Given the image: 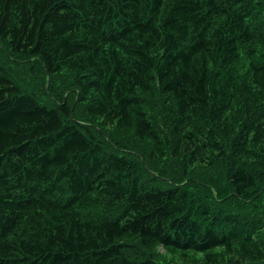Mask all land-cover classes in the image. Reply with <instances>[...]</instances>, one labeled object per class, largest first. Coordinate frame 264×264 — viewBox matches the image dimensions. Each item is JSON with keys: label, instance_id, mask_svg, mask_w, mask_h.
Listing matches in <instances>:
<instances>
[{"label": "trees", "instance_id": "1", "mask_svg": "<svg viewBox=\"0 0 264 264\" xmlns=\"http://www.w3.org/2000/svg\"><path fill=\"white\" fill-rule=\"evenodd\" d=\"M0 43L65 66L83 113L151 156L232 163L250 210L155 184L0 65V264H264V0H0Z\"/></svg>", "mask_w": 264, "mask_h": 264}, {"label": "rangeland", "instance_id": "2", "mask_svg": "<svg viewBox=\"0 0 264 264\" xmlns=\"http://www.w3.org/2000/svg\"><path fill=\"white\" fill-rule=\"evenodd\" d=\"M5 48L0 43V65L11 69L12 74L10 76L16 84L20 83L23 86L22 88L35 94L47 106H54L66 99L72 107L73 114L76 117L79 116L78 118L81 121L88 124L94 130V135L102 139L109 150H114L133 160L140 161L152 180H156L155 184L162 187L180 185L185 187L192 196L207 199L216 204V207H229L231 209L243 207L242 203L241 206H237L235 203H230L228 199L231 195L226 178L232 163L220 162V160L215 159L217 154H211L210 151H207L204 157L199 158L191 166H188L187 162L178 161L172 157L159 159L157 156H151L148 143L140 142L133 137L114 136L110 127L102 126L98 120L92 119L83 113L82 105L76 104L78 90L74 85L73 75L65 66H62L58 74L48 75L35 59L9 55ZM248 65L249 61L241 56L235 65V70L238 74L243 75L247 71ZM73 91L75 92L73 93ZM250 197L251 194L248 195V198ZM248 202L243 204L247 206ZM244 209L250 211L248 208ZM155 255L157 260L164 264H189L190 261L200 259V256L191 254L186 256L177 253L170 255L161 247L155 250Z\"/></svg>", "mask_w": 264, "mask_h": 264}, {"label": "bare ground", "instance_id": "3", "mask_svg": "<svg viewBox=\"0 0 264 264\" xmlns=\"http://www.w3.org/2000/svg\"><path fill=\"white\" fill-rule=\"evenodd\" d=\"M4 39V38H3ZM8 41V40H7ZM7 44V43H6ZM2 49H3V47H2ZM27 54V53H26ZM263 56V55H262ZM30 60V59H29ZM41 64V63H40ZM30 65V64H29ZM21 66V65H20ZM10 69V68H9ZM45 71V70H44ZM23 72V71H22ZM23 79V78H22ZM76 83V82H75ZM18 87V86H17ZM21 91V90H20ZM75 91H73V93H74ZM71 93V92H70ZM49 95V94H48ZM50 98V97H49ZM63 99V98H62ZM53 100V99H52ZM52 102V101H51ZM58 104V103H57ZM56 104V105H57ZM60 105V104H59ZM69 113V112H68ZM59 114V113H58ZM79 117V116H78ZM59 119V118H58ZM82 119V118H81ZM62 120V119H61ZM70 122V121H69ZM87 125V124H86ZM109 128V127H108ZM162 129V128H161ZM94 131V130H93ZM83 133V132H82ZM102 133V132H101ZM104 136V135H103ZM108 141V140H107ZM166 147V146H165ZM126 152V151H125ZM129 152V151H128ZM152 152H153V150H152ZM117 154V153H116ZM151 158V157H150ZM186 159V158H185ZM185 161V160H184ZM152 180V179H151ZM156 180H154L153 182H155ZM159 182V181H158ZM150 183V182H149ZM164 183V182H163ZM162 183V184H163ZM169 183V182H168ZM172 184V183H171ZM201 184V183H200ZM169 185V184H168ZM178 186V185H177ZM168 187V186H167ZM181 188V187H180ZM250 202V201H249ZM218 204V203H217ZM222 204V203H221ZM224 210V209H223ZM2 239V238H1ZM0 239V240H1Z\"/></svg>", "mask_w": 264, "mask_h": 264}]
</instances>
